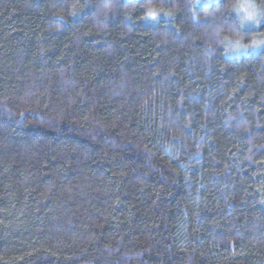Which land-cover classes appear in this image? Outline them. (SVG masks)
Returning a JSON list of instances; mask_svg holds the SVG:
<instances>
[{"label":"trees","instance_id":"1","mask_svg":"<svg viewBox=\"0 0 264 264\" xmlns=\"http://www.w3.org/2000/svg\"><path fill=\"white\" fill-rule=\"evenodd\" d=\"M205 1L0 0V264H264V0Z\"/></svg>","mask_w":264,"mask_h":264},{"label":"snow or ice","instance_id":"2","mask_svg":"<svg viewBox=\"0 0 264 264\" xmlns=\"http://www.w3.org/2000/svg\"><path fill=\"white\" fill-rule=\"evenodd\" d=\"M87 6V5H85ZM106 7H111L110 4H105ZM235 11L242 12L243 15L240 17V22L238 27L243 28L245 25L255 28L259 32V28L264 26V16L260 15L256 11V6L251 3H245L244 5H238ZM74 14V13H73ZM148 19L156 20L157 14L155 12H149ZM262 38L252 39L249 43H242L237 40L235 42H228V52L225 55L232 56H246L252 55L257 52V50L264 49V33L260 34Z\"/></svg>","mask_w":264,"mask_h":264},{"label":"rangeland","instance_id":"3","mask_svg":"<svg viewBox=\"0 0 264 264\" xmlns=\"http://www.w3.org/2000/svg\"><path fill=\"white\" fill-rule=\"evenodd\" d=\"M214 1H217V0H207V1H205L204 2V4L205 5H209L210 3H212V2H214ZM247 1V0H246ZM245 1V2H246ZM249 1H252V0H249ZM244 3V2H243ZM237 13H238V15H239V17H241L242 15H243V13L242 12H239V11H237ZM158 19V18H157ZM156 19V20H157ZM246 27H250V26H248V25H245ZM257 53V52H256ZM256 53H254V54H256ZM229 57H233V56H231V55H228Z\"/></svg>","mask_w":264,"mask_h":264}]
</instances>
